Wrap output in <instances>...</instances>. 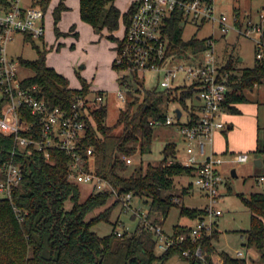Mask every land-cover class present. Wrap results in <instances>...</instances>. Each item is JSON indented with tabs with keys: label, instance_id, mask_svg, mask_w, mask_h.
<instances>
[{
	"label": "trees",
	"instance_id": "16d2710c",
	"mask_svg": "<svg viewBox=\"0 0 264 264\" xmlns=\"http://www.w3.org/2000/svg\"><path fill=\"white\" fill-rule=\"evenodd\" d=\"M40 4L45 9L49 0H42ZM78 4L79 16L83 21L97 30L106 28L110 32L119 27L120 17L127 28L135 10V2L123 13L113 0H78ZM65 8L60 2L54 10V31L57 36L62 34L57 22ZM165 22L169 54L185 52L197 56L205 49L206 37L182 38L187 21L181 10H174ZM71 28L74 29V26ZM73 34L78 37L77 31ZM108 36L115 38L112 33ZM25 40L34 41L27 34ZM34 46L37 49L36 58L19 56L18 61L33 71L24 81L37 84L40 98L49 105L69 108L78 96L86 97L89 94V84L84 78L79 75L80 87H70L65 75L46 64L47 50L36 44ZM222 69L228 72L227 83L234 88L222 105L230 112L237 113L239 109L236 104L249 100L245 91L264 83V62L256 60L250 67H236L233 59L228 58ZM119 82L127 92V105L120 109L114 125L105 122L106 104L87 105L83 143L93 148L96 172L119 193L132 192L135 196H144L149 213L161 215L163 219L174 205H179L180 215L189 219L203 216L206 212L204 207H187L173 199L176 197L180 200V196L171 191L175 184L174 177L185 173L193 175L192 168L177 161L169 163L177 155L175 142L164 144L162 158L157 164L147 163L144 171L135 169L129 175L123 173L127 164L123 156L136 152L142 155L150 151L157 126L151 124L150 119L165 118L163 105L166 94L155 87H144L138 73H133L131 77L122 75ZM141 92L144 94L142 99L138 95ZM170 93L173 95L170 101H176L189 112V122L198 118L191 103L195 100L194 86H174ZM4 103L0 97V116ZM119 126L121 129L116 131ZM30 150L28 164L25 153L19 152L15 146L14 135L0 131V180L6 177L2 163L10 160L20 164L24 173L12 194V202L20 211L14 210L9 199L0 197V264H167L173 257L184 264H216V256L220 264H246L244 256H232L216 249L214 239L218 231L215 227L210 235L192 240L188 235L191 226L176 224L172 235L182 233L186 235L185 239L160 252L156 251L154 232L139 223L133 231L124 230L118 235L114 222L110 232L99 235L91 226L102 220L108 221L114 203L119 200L115 198L114 202L110 201L113 197L110 191L95 190L80 200L78 183L68 178V156L56 148L47 153L34 148ZM254 151L264 153V143L257 139ZM190 186L183 187L182 193L187 192ZM239 195L251 212L250 225L244 230L245 245L256 249L259 260L264 263V193L255 191L247 196ZM67 202H70L69 207ZM160 221L155 219L153 223ZM198 247L200 255L195 253ZM185 250L189 251L187 255L183 253Z\"/></svg>",
	"mask_w": 264,
	"mask_h": 264
},
{
	"label": "built area",
	"instance_id": "2783aa9c",
	"mask_svg": "<svg viewBox=\"0 0 264 264\" xmlns=\"http://www.w3.org/2000/svg\"><path fill=\"white\" fill-rule=\"evenodd\" d=\"M40 1L42 0H33L30 5H24L22 0H0V97L5 101L2 107L3 114L0 116V131L13 134L16 148L22 147L24 157L29 159L30 148L45 153L54 148L63 151L69 158L68 178L71 181L90 183L95 191H110L123 206L129 207L135 195L132 192L119 193L108 180L100 176L94 167L92 146L86 147L83 143L87 105L104 104L107 93L98 90L92 98L89 94L86 97L78 96L69 108L49 105L37 95L39 91L37 84H28L24 81L26 77H19V61L7 53L8 42L17 33H23L24 37L26 34L30 35L33 39L43 37L44 19L53 0H49L45 9ZM133 2L135 10L129 26L124 28L123 35L118 41L113 68L117 71L118 81L122 75L131 77L133 73H138L139 81L144 84L146 78L142 75L153 74L157 84L146 87H155L166 94L165 118L163 120L151 118L150 123L176 124L185 141V156L176 157L169 163L177 161L192 168L194 182L208 199L204 206L205 214L196 219L188 234L195 240L210 235L218 216L222 214L216 203L223 184L219 165L224 158L210 150L209 146L214 141L215 133L227 127V123L221 118V114L227 110L222 104L234 88L227 83L228 72L222 69L226 60L220 62L217 58L214 36L206 37V47L200 59L185 52L169 54L168 38L164 32L165 19L174 10L179 9L187 22L199 24L211 22L223 35L236 32L246 36L253 41L256 60L264 62V10H258L255 15L242 18L237 11L232 12L230 17L224 12H218L215 0ZM181 58L187 60L181 61ZM181 85L194 86V97L200 101L195 108L198 118L192 122H189L191 120L189 112L186 110L185 116L184 109L180 106L175 107L174 115L168 113L172 103L170 99L173 97L170 91L174 86ZM117 94L122 101L127 102L125 89H117ZM176 108L181 111L179 116ZM123 159L127 163L131 162L129 156H123ZM247 159V153H237L232 158L234 161ZM1 168L5 171L6 177L0 180V197L9 199L13 204L12 194L23 179V169L12 160L2 163ZM263 179L264 176H260L258 181L261 182ZM13 208L16 212L20 211L14 204ZM134 209L137 210L139 222L154 232L156 247L160 250H165L171 244L185 239V234L173 236L172 233L165 232L160 223L149 220V209L143 210L141 207ZM115 231L120 235L124 230ZM183 253L187 255L189 251L185 250ZM195 253L201 254L199 247ZM236 255L242 256L243 253L237 250Z\"/></svg>",
	"mask_w": 264,
	"mask_h": 264
},
{
	"label": "rangeland",
	"instance_id": "374dc122",
	"mask_svg": "<svg viewBox=\"0 0 264 264\" xmlns=\"http://www.w3.org/2000/svg\"><path fill=\"white\" fill-rule=\"evenodd\" d=\"M33 0H22V4L30 5ZM129 0H113V3L119 7L122 12L127 10V2ZM62 2L66 8L61 11L60 19L57 22L58 29L62 32L60 35H56L54 31V10ZM264 0H215V5L218 12H224L229 17L232 15L233 9L238 7L244 13L248 8L256 7L263 4ZM45 22V32L46 37L49 33L54 36L53 45L48 47V60H51L62 69H65L70 73L71 85L79 84V72L85 70L90 74V78L93 82L90 83L93 86H100L96 83V80L100 79L102 81L100 84L103 85L111 81L110 74L107 73L105 68H101L102 64H106L107 54L104 52L105 48L101 49L102 38L101 33L97 32V29L91 27L89 24L84 22L79 17V4L78 0H53L51 5L46 12ZM74 26V29L71 27ZM51 29V30H50ZM104 29V28H103ZM78 31V37L73 34L74 31ZM122 33L115 35L116 38H120ZM205 38L208 36H214L215 38V48L216 55L220 62H224L228 58H232L234 65L236 67H250L255 61V51L253 41L243 35L236 32H229L223 35L220 30L214 26L211 22H205L204 24L186 22L182 38L187 40L191 37ZM49 37L51 35L49 34ZM108 41H112L115 44V38L112 39L108 35L105 37ZM75 43V47H71ZM38 45L41 49H46V43H43L40 39H34L33 42L25 40L23 33H17L14 38L7 44L8 55L18 60L19 56L27 59H34L37 56V49L34 45ZM98 47L100 49L97 52H93L94 48ZM57 46V47H56ZM76 48V49H75ZM114 50V47H113ZM202 51L198 57L201 58ZM181 61H186L187 59L181 58ZM85 64V69L81 68V64ZM112 69V68H111ZM114 69V68H113ZM112 71V70H109ZM117 77V71L114 69L111 72ZM33 74V71L18 63V75L20 78L28 77ZM146 78L143 86H151L157 84L156 78L153 74H143ZM109 79V80H108ZM115 82V80H114ZM118 85L117 89H123L119 81H116ZM134 83V82H133ZM95 84V85H94ZM137 85V83L135 84ZM117 89H108L109 92L104 98V104L107 105V116L105 122L109 125H114L119 116L121 108L126 107L127 102L122 101L117 94ZM100 90L95 88L90 91V98L94 97L96 92ZM246 96L248 97L249 107H251L252 112H245L246 117H254L256 122V141L264 143V83H261L254 87L253 90H246ZM140 99L144 94H138ZM195 102V101H193ZM166 109V105H163ZM180 106L179 103H171V109L168 111L170 115H174L173 111L175 107ZM183 108V107H182ZM184 109V108H183ZM186 116V110H183ZM248 121V118H245ZM121 126H119L116 131H119ZM154 138L151 144L150 151L140 155L138 152L130 154L131 162L126 164V168L123 171L125 175L131 174L135 169L139 171L146 169L147 163L157 164L162 158V149L167 141H177L179 144V155L181 158L184 154L182 150L180 132L176 128V124L171 125H157L154 130ZM245 138L248 140H254L255 137L251 135V131L243 133ZM242 134V136H243ZM248 154V159L245 161H230L228 158H233L235 154H229L225 156V160L220 164L219 172L223 177V184L221 185L222 195L218 197L217 207L222 210V214L218 216V236L214 239V245L217 250H224L230 255L235 256V251L240 249L244 251L246 249V235L244 230L248 229L250 225V210L244 204L240 197V193L247 196L251 192L262 191L264 192V180L258 183V178L260 175H264V153H256L253 150L243 151ZM239 153L238 151L235 152ZM241 153V152H240ZM261 159L263 161L262 165H256L255 159ZM235 169L236 175H232V169ZM174 187L171 190L174 194L180 196L179 201L187 207H203L208 202L205 198L204 192L200 187L194 182V177L191 174H181L174 177ZM188 191L182 193L183 187H188ZM80 188V200H84L92 191L93 185L87 182H79ZM203 193V195H202ZM115 196L113 195L110 201L114 202ZM174 197L173 199H175ZM144 196H134L131 200V205L128 207L122 205L120 201L114 203L113 209L110 213L109 220H102L96 222L91 226V229L97 232L99 235L106 234L110 232L113 228L114 222H116L115 229L125 230L131 232L135 229L137 224H142L139 222L140 218L137 215V210L134 207H141L143 210L148 209V203L143 201ZM112 202L108 203L111 204ZM70 206V202H67V207ZM161 215L149 213L148 219L152 222L157 219L161 220ZM139 218V219H138ZM162 221V220H161ZM160 221V224L162 223ZM189 222L193 223L192 220L185 216L180 215L179 205H174L170 208L167 216L165 217L162 225L164 230L170 232L174 224ZM156 251L161 250L156 247ZM245 253V252H244ZM245 256V254H244ZM246 258V257H245ZM216 264H220V260L216 256ZM250 261H247L249 264Z\"/></svg>",
	"mask_w": 264,
	"mask_h": 264
},
{
	"label": "crops",
	"instance_id": "0c3cea01",
	"mask_svg": "<svg viewBox=\"0 0 264 264\" xmlns=\"http://www.w3.org/2000/svg\"><path fill=\"white\" fill-rule=\"evenodd\" d=\"M133 1L134 0H129L127 2L128 7L131 5V3ZM261 9L264 10V3L263 4H260V5L256 6V7H254V8L250 7V8H248V10H245L244 13L238 7L234 8L233 9V12L234 11H237L239 13L240 17L244 18V17H248V16H251V15H255L256 12L258 10H261ZM123 12L121 10V13H123ZM124 28H125V25L123 23L122 17H120V25H119V27L117 29L113 30L112 32L108 31L106 28H104L102 30H97L98 33H101L102 38H104V39H102V40L99 41V42L102 41V43L100 45L101 46V49L104 46V48H105L104 52L107 54L106 64H104V62H103L101 68H105V70L107 71V73L110 74L109 79L111 78V81L107 82L106 84L103 83V85H101L100 83L102 81H100V79L98 81V79H97L96 80V83H98V85H100V86H93L90 83L91 81L93 82V79L90 78V74L88 73V71L86 72L85 70H82L81 72H79V75L82 78H84L86 80V82L89 84V90L90 91L91 90H94L96 87L97 88L100 87V90L105 91L108 94V92H109L108 89H110V90H111V88L113 90H114V88L117 89L118 85H116L117 84L116 81H118V75H117V77H116V75L113 76V74L111 72L114 70L113 69V60H114V57L116 56V49H117L118 41H119L120 38H116L115 37V40L116 41H115V44H114L112 41H109V40L107 41L105 39V37L108 34H110V33H112L115 36V35H118L121 32L122 35H123ZM49 34L51 35V37H49ZM49 34L46 37V32H45L44 35H43V37H42V42L43 43H46V45H47L46 46L47 52L49 50L48 47L51 46V48H52L53 39H54V36L52 35V33H49ZM95 46L96 45H93V48H94V51L93 52L99 51L100 49H98V47H95ZM71 47H75V43H73V46H71ZM113 47H114V50H113ZM46 64L48 66H50V67H53L57 72L65 75L68 78V80H69V86L70 87H76L77 88V87H80L81 86V80H80L79 76H78V78L80 80L79 81V84L76 83L75 85H71V82H70V73L68 71H66L65 69H62V67L60 65L58 67V66H56V64L54 62H52L51 60H48V54H46ZM81 68H84L85 69V64L84 63L81 64ZM109 70H112V71H109ZM114 80H115V82H114ZM89 96H90V92H89ZM165 99H166V97H165ZM194 101L195 102L192 101L193 102L192 104H193L194 109H195L200 104V101L198 100V98H195ZM236 106L239 109V112L233 113V112H230L227 109V110H224V112L221 114V118L227 123V127H226V129L218 130L215 133V135H214V141L209 146V149L210 150H213L218 155H221L223 158L225 156H229V154H235L236 155L235 152H237V151L239 153L240 152L241 153H244L243 151L253 150V149L256 148V145H257V141H256V133H257L256 122L254 121V117H250V115H249V117H246V115H245V112H247V113L252 112L251 107H249V103L248 102L237 103ZM245 118H248V121ZM248 131H251V135L252 136L254 134L255 141L253 139L251 141L250 140L247 141L248 138L246 139L243 133H246ZM242 134H243V136H242ZM180 136H181L180 137V140H181L180 143L182 145L181 147H182V150L184 151L185 141H184L182 135H180ZM167 142H170V141H167ZM173 142L176 143V150H177L176 151V153H177L176 157L177 158H181L180 156H178L179 155V150H178L179 149V144L175 140ZM184 156L185 155L183 154L182 157H184ZM257 159H259V158H257ZM224 160H225V158H224ZM227 160L232 161V158H228ZM259 160L261 161V165H262L263 164V161L261 159H259ZM219 168H220V165H219ZM260 176H264V175H260ZM258 183H260V182L258 181ZM260 192H262V191H260ZM221 193H222V191H221V187H220V195H222ZM202 195H203V193H202ZM164 219L162 218V223H163ZM190 220H192L193 223L182 222V223H178V224H184V225L193 226L194 223H195V221H196V219H190ZM162 223H161V225H162ZM217 224H218V220L216 221L215 228L217 227ZM174 225H176V224H174ZM174 225H173V227H174ZM173 227H172V230L170 232H167L166 230H165V232L172 233L173 232ZM237 250H240V249H237ZM236 251H235V255H236ZM242 253H243L242 256H244V254H245L244 257H246V264H247V261L248 260L250 261L249 264H264L261 260H259L258 252L253 247L246 246V249L244 251H242ZM218 259H219V257H218ZM170 261H172L173 264H184L183 261H181L179 258H176V257H173L168 262H170Z\"/></svg>",
	"mask_w": 264,
	"mask_h": 264
},
{
	"label": "water",
	"instance_id": "95a60500",
	"mask_svg": "<svg viewBox=\"0 0 264 264\" xmlns=\"http://www.w3.org/2000/svg\"><path fill=\"white\" fill-rule=\"evenodd\" d=\"M176 112H177L178 116H179L180 113H181V111H180L178 108H176ZM18 150H19V152L23 153V148H22V147H19ZM25 160H26V162H27L28 164L30 163V159H29V158L25 157ZM255 163H256L257 165H261V161H260L259 159H256V160H255ZM231 173H232V175H236V171H235L234 168L232 169ZM167 264H173V262L170 261V262H168Z\"/></svg>",
	"mask_w": 264,
	"mask_h": 264
}]
</instances>
